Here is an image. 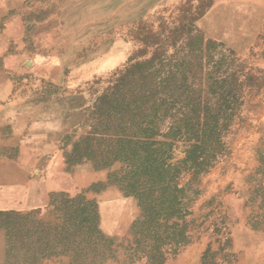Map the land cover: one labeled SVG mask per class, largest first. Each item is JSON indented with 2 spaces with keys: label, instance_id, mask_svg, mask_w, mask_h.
<instances>
[{
  "label": "rangeland",
  "instance_id": "1",
  "mask_svg": "<svg viewBox=\"0 0 264 264\" xmlns=\"http://www.w3.org/2000/svg\"><path fill=\"white\" fill-rule=\"evenodd\" d=\"M256 1L264 3L23 0L19 8L9 9L16 23H0V31L12 34L5 40L10 52L24 55L23 75L9 76L16 81L20 77L19 86L36 87L37 93L51 87L55 91L43 74H30L35 60L44 58L51 80L58 74L83 92L85 108L82 123L69 136L67 176L49 193L48 204L0 212L5 213L0 215V264L41 263L47 238L51 243L59 239L54 236L68 219L65 213L82 215L86 202L95 207L97 226L88 249L71 257L100 263L109 245L117 262L108 258L105 264H147L145 257L138 259L142 249H149L140 237L143 218L136 200L122 191L128 182L126 163L114 160L147 115L135 110L134 103H161L157 117H165L158 134L166 135L188 111L181 108L186 91L202 89L192 98L219 101L223 82L227 90L228 76L236 71L244 76H235L241 85L237 97L242 120H235L223 138L228 154L184 190L187 243L168 250L164 264H264V4ZM123 47L125 59L104 71V65L111 66V53ZM182 140L174 143L172 163L183 159L192 142ZM189 180L183 173L178 184L183 187ZM136 241L138 255L130 258ZM70 260L60 256L43 264Z\"/></svg>",
  "mask_w": 264,
  "mask_h": 264
},
{
  "label": "trees",
  "instance_id": "2",
  "mask_svg": "<svg viewBox=\"0 0 264 264\" xmlns=\"http://www.w3.org/2000/svg\"><path fill=\"white\" fill-rule=\"evenodd\" d=\"M197 15L200 17L202 14ZM262 36L264 38V31ZM232 55L234 54L230 57ZM232 59L235 60L233 57ZM237 73L239 77H244L240 71L229 75L231 81L227 90L226 82H223L219 101L212 103L214 97L210 102L200 96H198L200 100L192 98L194 93L201 94L202 89L194 93L186 91L187 95L181 108L188 111L183 113L182 118L173 121L166 135L158 134L159 126L165 117V115L163 118L157 117L162 111L161 103L143 102L139 106L134 103L135 110L140 113L145 110L147 115L140 118L141 124L137 126V132L131 133L125 149L116 151L114 160L126 163L128 182L122 191L125 197L136 200L143 218L139 224L142 230L140 237L146 240V247L149 249L147 253L142 249L140 251L142 255L138 259L145 257L147 264H164L168 250L178 249L187 243L186 225L183 221L186 213L182 212L181 198L184 190L189 191L199 176L206 175L215 166L218 158L228 154L223 138L235 120H242L239 112L242 103L238 102L237 97L241 85H238L235 79ZM250 82L251 79H248L247 86ZM109 90L110 87L103 90L96 98V103ZM211 94L215 96L216 93L212 91ZM148 98L154 96L149 94ZM181 140L192 142L184 151L183 159L172 163L174 143ZM119 152L123 155L117 154ZM183 173L189 174L190 180L180 187L178 180ZM83 206L82 215L76 218H74L76 211L65 213L68 219H63V227L56 230L58 237L54 238H59L57 242L51 243L47 238L41 263L31 259L29 264H43L44 261L60 256H68L71 259L69 264H85L82 259L74 256L88 249L97 225L94 205L86 202ZM3 214L5 213H0ZM99 239H102V236ZM134 245L130 258L138 255L139 242L136 241ZM107 247L109 245L101 256L102 262L90 261L87 264H105L108 258L117 262L116 257H110L111 249Z\"/></svg>",
  "mask_w": 264,
  "mask_h": 264
},
{
  "label": "crops",
  "instance_id": "3",
  "mask_svg": "<svg viewBox=\"0 0 264 264\" xmlns=\"http://www.w3.org/2000/svg\"><path fill=\"white\" fill-rule=\"evenodd\" d=\"M21 3L23 0H0V23H16V14L8 13ZM11 38V33L0 31V212L48 204L49 193L67 176L64 156L70 149L69 136L82 123L85 108L83 92L64 83L58 74L51 80V66L44 58L35 60L30 74H43L55 91L51 87V91L37 93L36 87L19 86L20 77L17 81L12 78L23 75L24 55L10 52L5 40ZM124 51L125 47L112 52L111 66L104 65V71L121 63L126 57ZM86 166L91 171L92 167ZM77 168L75 172H80Z\"/></svg>",
  "mask_w": 264,
  "mask_h": 264
}]
</instances>
